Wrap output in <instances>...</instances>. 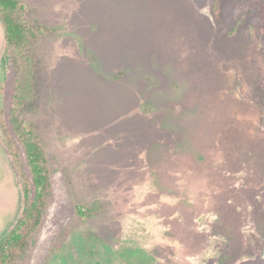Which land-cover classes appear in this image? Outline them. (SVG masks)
<instances>
[{
	"label": "rangeland",
	"instance_id": "1",
	"mask_svg": "<svg viewBox=\"0 0 264 264\" xmlns=\"http://www.w3.org/2000/svg\"><path fill=\"white\" fill-rule=\"evenodd\" d=\"M18 1L51 30L21 113L52 195L13 264H264V0H227L223 22L217 0ZM4 47L0 26V115ZM24 180L0 134V239Z\"/></svg>",
	"mask_w": 264,
	"mask_h": 264
},
{
	"label": "trees",
	"instance_id": "2",
	"mask_svg": "<svg viewBox=\"0 0 264 264\" xmlns=\"http://www.w3.org/2000/svg\"><path fill=\"white\" fill-rule=\"evenodd\" d=\"M226 3L227 0H217L215 3L217 22H223V9ZM23 12L29 14V8L18 0H0V26L5 39L3 54L13 61L15 70L8 111L1 112L0 115V134L9 150L12 164L20 176L23 175V163L27 166L33 193L24 180V208L13 226L0 239V264H13L16 255L29 248L32 232L42 224L52 195V176L44 143L37 135L39 127L25 120L21 113L22 108L28 103L36 102L35 91L40 72L38 42L51 30L39 26L32 15H30L32 22H25ZM245 17L246 15H243L242 19ZM4 55L1 58L3 60ZM23 81L29 83L31 92L33 90L31 98L25 99L19 94V86ZM21 154L24 161L21 160ZM76 209L78 216L84 214L79 206Z\"/></svg>",
	"mask_w": 264,
	"mask_h": 264
},
{
	"label": "water",
	"instance_id": "3",
	"mask_svg": "<svg viewBox=\"0 0 264 264\" xmlns=\"http://www.w3.org/2000/svg\"><path fill=\"white\" fill-rule=\"evenodd\" d=\"M242 264H263V262L246 260Z\"/></svg>",
	"mask_w": 264,
	"mask_h": 264
}]
</instances>
